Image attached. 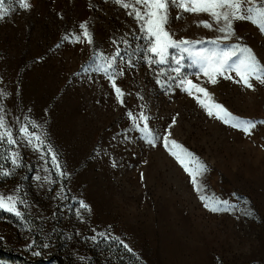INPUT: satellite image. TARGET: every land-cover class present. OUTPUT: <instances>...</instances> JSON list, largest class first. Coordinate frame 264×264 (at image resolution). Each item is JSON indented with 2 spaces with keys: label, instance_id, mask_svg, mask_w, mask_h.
Listing matches in <instances>:
<instances>
[{
  "label": "rangeland",
  "instance_id": "obj_1",
  "mask_svg": "<svg viewBox=\"0 0 264 264\" xmlns=\"http://www.w3.org/2000/svg\"><path fill=\"white\" fill-rule=\"evenodd\" d=\"M29 3L28 10L14 4L0 20V89L8 93L0 103L14 132L26 119L42 126L65 176L56 175L50 156L41 158L20 143L25 166L0 178V193L26 201L21 210L27 223L0 212V248L17 255L0 257V264H57L56 255L65 264H264V124L246 135L210 117L194 96L175 87V80L171 88L157 84L158 73L168 66H149L137 51L145 47L139 24L130 9L113 0ZM200 21L211 18L170 6L167 28L177 40L222 35L198 26ZM82 23L93 34L92 45L62 40L79 34ZM234 29L236 36L223 43L248 45L264 64V34L247 21L234 22ZM117 47L123 58L117 60L123 74L116 80L125 93L123 104L102 73L83 72L94 52L111 55ZM183 63L182 73H190L213 102L240 118L264 120V84L252 80L255 90L248 89L234 82L235 73L212 84L187 59ZM168 75L175 73L159 79L167 81ZM128 112L150 117V129L161 137L155 146L142 138ZM169 132L170 140L207 165L204 194L236 208L211 212L204 207L191 177L164 147L162 138ZM49 175L53 183L44 179ZM80 201L90 211L79 209ZM101 232L133 251L102 240Z\"/></svg>",
  "mask_w": 264,
  "mask_h": 264
},
{
  "label": "snow or ice",
  "instance_id": "obj_2",
  "mask_svg": "<svg viewBox=\"0 0 264 264\" xmlns=\"http://www.w3.org/2000/svg\"><path fill=\"white\" fill-rule=\"evenodd\" d=\"M113 3L125 9H130L128 14L133 16L139 24L145 47L137 49V51H143L149 66L153 64L168 66L167 70L162 69L158 73L157 84L162 88H171L172 84L169 82L175 80V87L187 92L190 96H194L198 104L206 110L210 117H215L224 124L243 131L246 135H251L252 130L258 124H264V120L243 119L233 115L222 104L213 102L211 94L204 87L193 83L189 79L190 73H182V69L185 67L183 62L187 59L189 61L188 66L198 69L199 73H203L212 84L217 83L218 76L224 79H233V73L239 78L234 82L242 83L248 89L255 90L252 80L264 84V64L257 58L253 49L243 43H223L236 36L234 29V22L236 21L250 22L259 29L261 34H264V0H113ZM14 4L25 10L31 8L29 0H0V20L14 11ZM170 6L197 15L207 14L211 18V22L200 21L198 26L218 31L222 35L208 41L174 39V33L167 28ZM213 24L217 25L215 29H213ZM79 28L81 29L79 34L65 35L62 40L73 43L86 41L89 45H92L93 34L89 30L88 24L82 23ZM237 40H239V37H237ZM113 43L116 44V41H113ZM197 45L206 46L198 48ZM57 47H60V45L58 44ZM170 49H175V53H170ZM134 55L135 53L128 54L130 65ZM118 58L123 59L119 47L111 55L99 51L94 52L89 64L83 67V72L102 73L110 81L118 102L123 104L125 93L116 83L117 78L123 74L122 70L118 68ZM168 71L175 73V76L168 75L167 81L159 79L160 76L167 75ZM197 94H202V98ZM7 95V92L0 89V101L6 98ZM127 114L135 129L142 133V138L148 144L155 146L161 137L154 134L153 130L150 129L148 123L150 117L145 115L144 112L139 114V118L132 112ZM141 123L143 126H141ZM170 135L169 132L168 136L162 138L164 147L189 174L204 207L211 212L232 211L236 208L229 201L220 200L214 194H204L205 189L201 183V178L208 171L207 165L183 145L175 140H170ZM21 142L31 146L34 151L40 152L41 158L50 156V162L56 175L61 178L65 176L60 155L53 148L42 126L35 121L26 119L14 132L13 127L5 117L4 105L0 103V178L14 175L18 168L25 166L22 162L23 157L18 151ZM5 164L8 165L7 168H5ZM36 179L39 180L40 177L38 176ZM44 179L48 183H53L50 175ZM237 199L243 200L246 205L249 204L246 198L238 197ZM22 206L26 207L27 204L21 196L0 193V212L12 214L21 222L27 223L25 212L21 210ZM79 209L90 211L88 205L83 201L79 202ZM243 214L252 216L254 211L244 210ZM77 215H80L79 210ZM97 235L102 240H112L121 244L128 252L133 251L128 244L117 237L103 232ZM91 239L96 240V236ZM41 247L46 248L48 245L43 244ZM34 254L41 255L40 252Z\"/></svg>",
  "mask_w": 264,
  "mask_h": 264
},
{
  "label": "trees",
  "instance_id": "obj_3",
  "mask_svg": "<svg viewBox=\"0 0 264 264\" xmlns=\"http://www.w3.org/2000/svg\"><path fill=\"white\" fill-rule=\"evenodd\" d=\"M15 255L13 252H9V250H5L4 248H0V257L1 258H5V259H12V258H16ZM55 263L57 264H65L64 261H63V258L60 257V256H55L53 257L52 259Z\"/></svg>",
  "mask_w": 264,
  "mask_h": 264
}]
</instances>
